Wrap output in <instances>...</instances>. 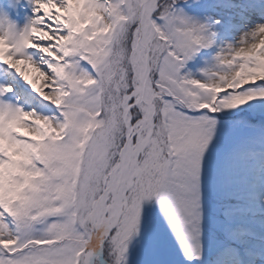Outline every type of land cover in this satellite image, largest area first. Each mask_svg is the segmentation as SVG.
I'll return each mask as SVG.
<instances>
[{
	"label": "snow or ice",
	"instance_id": "snow-or-ice-1",
	"mask_svg": "<svg viewBox=\"0 0 264 264\" xmlns=\"http://www.w3.org/2000/svg\"><path fill=\"white\" fill-rule=\"evenodd\" d=\"M0 264H264V0H0Z\"/></svg>",
	"mask_w": 264,
	"mask_h": 264
}]
</instances>
